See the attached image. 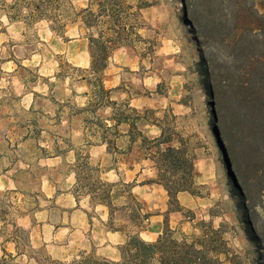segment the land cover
<instances>
[{
  "label": "rangeland",
  "instance_id": "rangeland-1",
  "mask_svg": "<svg viewBox=\"0 0 264 264\" xmlns=\"http://www.w3.org/2000/svg\"><path fill=\"white\" fill-rule=\"evenodd\" d=\"M88 0H71L73 9ZM256 2L259 0H255ZM12 0H0V257L7 264L69 263L82 257L120 261L128 235L155 241L167 226L177 242L194 244L205 264H264V194L241 189L226 151L215 100L210 94L206 62L224 50L202 37L211 22L206 0H125L136 35L118 45L103 71L111 100L151 108L168 121L194 162L193 194L177 196L179 210L168 204L163 187L154 182L151 162L132 169L120 165L126 182L151 215L130 225L126 214L114 212L110 230L104 205H91L79 194L73 168L75 153L107 162L104 146L86 144L88 104L85 81L77 69L89 66L86 31L65 21L63 31L51 22L10 18ZM205 63V64H204ZM109 107L98 111L107 115ZM95 130V126H92ZM149 134H157L148 127ZM112 171L101 178L116 181ZM159 215V222L156 217ZM160 233L152 240L146 230ZM152 223L151 227L148 224Z\"/></svg>",
  "mask_w": 264,
  "mask_h": 264
},
{
  "label": "trees",
  "instance_id": "trees-1",
  "mask_svg": "<svg viewBox=\"0 0 264 264\" xmlns=\"http://www.w3.org/2000/svg\"><path fill=\"white\" fill-rule=\"evenodd\" d=\"M206 2L212 7L211 22L201 36L212 37V42L224 50L221 59L212 54L204 65L206 87L215 100L226 151L242 191L249 194L257 189L264 194V0ZM8 7L10 18L30 23L47 19L50 28L60 33L69 19L79 22L86 31L89 66L77 71L88 73L81 80L88 88L83 94L89 99L78 111L89 113L85 118L89 129L84 137L86 144L93 143L88 134L95 136V143L104 146L103 154L108 159L102 165L100 160L92 163L88 154L75 153L73 168L79 194L87 196L92 206L107 207L110 230L122 228L113 224L116 210L126 214L130 225H140L151 214L143 211L145 203L132 191L135 180L124 181L119 169L121 164L132 169L134 163L148 160L155 178L147 182L161 185L168 196L169 210L173 204L179 210L178 194H193L195 169L185 145L175 139L168 121V116L172 119L174 115L156 117L154 109H137L126 100H111L113 89H106L103 84V71L113 50L136 35V25L131 20L137 12H130L133 6L125 0H88L85 7L75 10L71 0H12ZM105 107L110 108L107 115L98 113ZM151 126L159 132L149 134ZM110 171L118 176L116 181L101 178ZM172 234L165 226L155 241L128 235L117 262L86 256L69 263L50 264H205L199 262L200 249L192 243L177 242ZM0 264H7L2 256Z\"/></svg>",
  "mask_w": 264,
  "mask_h": 264
},
{
  "label": "crops",
  "instance_id": "crops-1",
  "mask_svg": "<svg viewBox=\"0 0 264 264\" xmlns=\"http://www.w3.org/2000/svg\"><path fill=\"white\" fill-rule=\"evenodd\" d=\"M158 216L159 215H153L151 217H156V222H159L160 219H158ZM151 226H152V223H149L148 227H151ZM161 229H162V222H161L160 225H158V227H157V229L155 231H152L151 228L146 230V234L150 235V237H148L149 238L148 240L154 239L160 233Z\"/></svg>",
  "mask_w": 264,
  "mask_h": 264
}]
</instances>
